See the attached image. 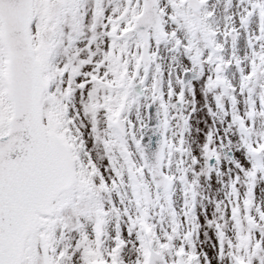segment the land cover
Here are the masks:
<instances>
[{
  "label": "snow or ice",
  "instance_id": "6c2138e0",
  "mask_svg": "<svg viewBox=\"0 0 264 264\" xmlns=\"http://www.w3.org/2000/svg\"><path fill=\"white\" fill-rule=\"evenodd\" d=\"M0 264H264V0H0Z\"/></svg>",
  "mask_w": 264,
  "mask_h": 264
}]
</instances>
